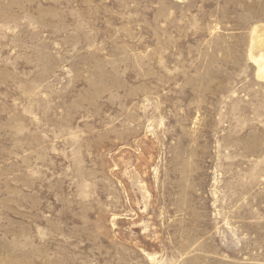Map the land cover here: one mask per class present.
<instances>
[{
  "label": "rangeland",
  "instance_id": "374dc122",
  "mask_svg": "<svg viewBox=\"0 0 264 264\" xmlns=\"http://www.w3.org/2000/svg\"><path fill=\"white\" fill-rule=\"evenodd\" d=\"M259 24L264 0H0V264H264Z\"/></svg>",
  "mask_w": 264,
  "mask_h": 264
},
{
  "label": "bare ground",
  "instance_id": "6f19581e",
  "mask_svg": "<svg viewBox=\"0 0 264 264\" xmlns=\"http://www.w3.org/2000/svg\"><path fill=\"white\" fill-rule=\"evenodd\" d=\"M257 27L252 28V50H250V59L254 62L257 68V77L264 83V25L259 24Z\"/></svg>",
  "mask_w": 264,
  "mask_h": 264
}]
</instances>
